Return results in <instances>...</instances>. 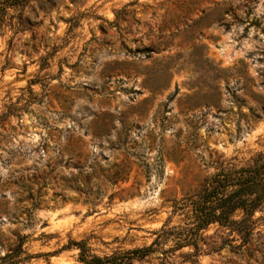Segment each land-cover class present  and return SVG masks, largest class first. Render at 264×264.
Masks as SVG:
<instances>
[{
	"label": "rangeland",
	"instance_id": "rangeland-1",
	"mask_svg": "<svg viewBox=\"0 0 264 264\" xmlns=\"http://www.w3.org/2000/svg\"><path fill=\"white\" fill-rule=\"evenodd\" d=\"M0 0V257L83 264L182 226L174 202L264 155V0ZM209 226L204 236L225 237ZM232 246L240 244L235 234ZM173 247L172 240L161 249ZM125 264H264L237 250Z\"/></svg>",
	"mask_w": 264,
	"mask_h": 264
},
{
	"label": "trees",
	"instance_id": "trees-1",
	"mask_svg": "<svg viewBox=\"0 0 264 264\" xmlns=\"http://www.w3.org/2000/svg\"><path fill=\"white\" fill-rule=\"evenodd\" d=\"M18 0H12L14 5ZM264 209V155H256L243 163L222 162L216 171L205 180L194 194L173 203L172 213L182 215V226L166 227L155 233V239L146 247L100 258L91 255L83 242L69 241L59 251L75 247L79 250L78 260L83 264H125L131 259H141L160 252L162 261L167 262L177 249L193 247V255L217 252L225 247L237 250L243 246L253 229V216ZM209 226L226 230L225 237L204 236ZM235 234L240 244L232 246ZM172 240L173 247L161 249V244ZM22 240L16 247L0 257V264H20L40 255H30L22 250Z\"/></svg>",
	"mask_w": 264,
	"mask_h": 264
}]
</instances>
